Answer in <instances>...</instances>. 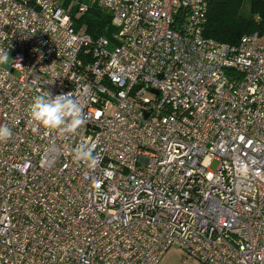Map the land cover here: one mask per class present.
Listing matches in <instances>:
<instances>
[{"label": "built area", "instance_id": "built-area-1", "mask_svg": "<svg viewBox=\"0 0 264 264\" xmlns=\"http://www.w3.org/2000/svg\"><path fill=\"white\" fill-rule=\"evenodd\" d=\"M96 5L111 38L72 16ZM207 0H0V264H264V30L203 34ZM72 94L84 124L37 127ZM113 106L108 114L107 108ZM97 142L99 165L72 159Z\"/></svg>", "mask_w": 264, "mask_h": 264}, {"label": "trees", "instance_id": "trees-1", "mask_svg": "<svg viewBox=\"0 0 264 264\" xmlns=\"http://www.w3.org/2000/svg\"><path fill=\"white\" fill-rule=\"evenodd\" d=\"M85 1V0H82ZM248 3L247 11L244 10ZM208 9L203 34L216 41L237 44L241 36L264 30V0H207ZM75 26H85L93 38H111V15L96 5L79 16L72 13Z\"/></svg>", "mask_w": 264, "mask_h": 264}, {"label": "clouds", "instance_id": "clouds-1", "mask_svg": "<svg viewBox=\"0 0 264 264\" xmlns=\"http://www.w3.org/2000/svg\"><path fill=\"white\" fill-rule=\"evenodd\" d=\"M10 57L7 51L0 50V65L8 63ZM30 119L46 130L57 131L61 135L73 134L84 124L82 110L72 94L52 96L45 92L33 97L29 105ZM12 137V131L7 124H0V143L7 142ZM97 142L88 141L78 144L71 150L75 163H83L89 169L96 168L100 163L98 155H93Z\"/></svg>", "mask_w": 264, "mask_h": 264}, {"label": "rangeland", "instance_id": "rangeland-1", "mask_svg": "<svg viewBox=\"0 0 264 264\" xmlns=\"http://www.w3.org/2000/svg\"><path fill=\"white\" fill-rule=\"evenodd\" d=\"M248 3H245L244 10L247 11ZM113 106L107 108L106 112L110 114ZM160 264H202L197 259L191 258L185 251L180 248L171 247L164 254Z\"/></svg>", "mask_w": 264, "mask_h": 264}, {"label": "crops", "instance_id": "crops-1", "mask_svg": "<svg viewBox=\"0 0 264 264\" xmlns=\"http://www.w3.org/2000/svg\"><path fill=\"white\" fill-rule=\"evenodd\" d=\"M162 260V259H161ZM161 262V261H160ZM160 264V263H159Z\"/></svg>", "mask_w": 264, "mask_h": 264}]
</instances>
